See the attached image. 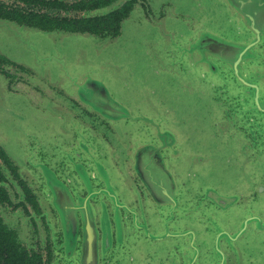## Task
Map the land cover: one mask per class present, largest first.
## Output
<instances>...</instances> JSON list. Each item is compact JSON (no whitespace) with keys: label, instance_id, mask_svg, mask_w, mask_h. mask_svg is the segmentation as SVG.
Listing matches in <instances>:
<instances>
[{"label":"flooded vegetation","instance_id":"flooded-vegetation-1","mask_svg":"<svg viewBox=\"0 0 264 264\" xmlns=\"http://www.w3.org/2000/svg\"><path fill=\"white\" fill-rule=\"evenodd\" d=\"M211 4L217 12L211 32L232 43H255L256 32L241 35L235 29L226 4ZM166 11L147 0H0V42L16 26L112 43L132 18L134 40L141 44L136 28ZM260 35L248 48L257 64L251 65L253 75L243 76L245 101L239 92L232 96L237 101L226 93L240 85L223 71L217 72L222 79L212 76L196 87L193 103L177 108L125 103L110 86L113 101L102 103L99 86H88L108 116L122 114L116 99L131 119L102 116L57 90L75 92V87L50 85L52 100L44 101L50 115L42 124L49 133L42 139L29 134L21 144L33 154L40 151L53 173L50 190L44 194L38 188L40 202L25 163L9 152L11 142L33 126V119L31 125L25 121V115L35 114L31 106L39 108L29 101L35 97L31 89L42 90L25 85V73L33 72L0 51V82L10 95L3 100L6 109L0 107V264H9V252L19 264H264V30ZM162 47L163 42L157 46ZM157 54H143L145 64L167 72ZM155 89L152 95L162 99ZM201 113L207 114L206 123L194 127L192 119ZM224 153L229 158L217 159ZM207 162L214 173L202 171Z\"/></svg>","mask_w":264,"mask_h":264},{"label":"water","instance_id":"water-1","mask_svg":"<svg viewBox=\"0 0 264 264\" xmlns=\"http://www.w3.org/2000/svg\"><path fill=\"white\" fill-rule=\"evenodd\" d=\"M190 1L191 3L188 4L184 1L176 2L175 0H148L152 8H157V10L167 8V14L163 18H159L158 15H156L152 18V24L147 23L143 25L141 29H139V27L136 28L138 36H142L141 44L138 41H133L127 30L126 33L124 32L123 36L119 39H115L112 43L106 42L105 44H98L89 42L88 45L91 47L90 50L82 48L81 50L83 51L78 52V49L73 55L69 53L63 58L53 55L50 59L51 62L55 63L57 68H62V70L55 71L54 68H46L45 66L36 70L30 66H26L25 68L31 70L33 74L29 72L25 73V85L39 86L42 92L31 89L35 97L31 98L29 101L34 100L38 102L39 108L37 109V114L29 115V118L25 115V121H28L31 125L32 119L34 120L36 117H39V122L42 127V124L48 121L47 118H49L50 115L49 107L44 101L52 100L51 93L53 91L49 90V85L53 84H55L57 88H65L69 85L75 87V92L57 90L72 96L82 105L87 103L90 110L97 111L102 116L131 119V117H129L130 110L120 103L118 98L119 101L116 99L114 100L117 105H120L118 109L122 114L119 116L110 114V116H108L107 112L103 111V108L98 106L97 99L93 97V94L96 93L87 92L88 86H99L97 95L102 103L103 100L113 101V97L106 89V86H109L111 83L120 87L129 85L132 75L136 70L134 68H129L128 64L136 60L134 56L140 54V57H143L145 53L153 55L155 51H158V63L162 64L166 62L167 66H169V70L165 72L160 69V65L153 66L150 62H146L147 68L137 69V72L144 74L148 82L155 86V93L157 95H163L162 99L155 98L154 95H152L153 92L145 88L139 92L140 96L136 98L137 102L148 106H155L158 104L172 106L177 105V103L183 105L193 103V96L198 95V91H195L196 87L204 83H209L212 76L217 79H222L218 76V71L219 73L223 71L221 75L228 76L233 74L237 78L240 85L237 86L238 90L233 89V85L226 93L235 100L232 96L237 95V92H239L240 95L244 96L243 101H245L246 91L242 88V82H245L243 76L245 73L250 76L253 75V72H251V65L257 64V59L251 55L252 52L248 48L253 44L259 43L258 41L262 39L260 33L264 30V0H219L222 1L223 4H226L229 16H231L233 22L237 25H235V29H237L241 35V32L244 30L256 32L258 39H256L255 43L249 40V44H246V46L245 44L232 43L226 39L219 38V36H216L215 33L210 31L209 27H201L200 21H198V19L196 20V6H200V0ZM201 1L203 10H207V3L209 0ZM213 1L215 4V0ZM184 3H186L187 6H183ZM213 8H215L214 5ZM153 24L154 27L152 26ZM155 24L157 27H155ZM251 36H253V34H251ZM162 42L163 47L161 49L157 48ZM124 44H127V46ZM139 45H142V50H140ZM120 46L126 49L130 46L133 50L129 49L127 51L124 49L121 51ZM246 51H249L248 57ZM161 54L164 58H160ZM131 57L132 59L130 60ZM67 58L72 59L66 60ZM81 58H83V60H81ZM142 60V62L145 63L144 57ZM68 62L71 64H68ZM259 68L261 69V66ZM226 79L227 77H224L223 83L220 84L223 87L224 83H226ZM114 80H116L118 84ZM164 80L167 83H162ZM178 84L183 88L178 89L179 87H176ZM168 85L173 86L174 90L169 89ZM159 87H163L162 90L168 89L161 93L162 91ZM217 87L221 88V86ZM24 93L27 94L26 91H24ZM82 95H86L87 100H85ZM249 99L251 98L249 97ZM208 100L209 99L205 97V101ZM254 100L256 102L258 100L257 92H254ZM44 107L48 108V113L44 116L46 119H43L41 115ZM30 108L33 109V106ZM237 109L241 111V107H237ZM205 117H207V114L201 113L197 114L195 119L200 123H206ZM69 118L70 117H68L67 120H69ZM230 125L231 124H227L224 127L229 128ZM33 133V131H30V134ZM45 133H49V130H45ZM34 136L37 138V135H33L32 138H29L35 139ZM32 152L34 151L32 150ZM32 152L26 151L25 153H27V155L21 158V161L25 163L23 170L28 175L31 186L40 202L42 196L38 188L41 185V190L44 194L49 191V185L52 184L53 180V173L43 164L42 160L47 161L46 157L42 156L40 151L39 155L36 152L34 154ZM225 157L229 158L228 153L218 154L217 159ZM11 159L14 158L11 157ZM217 163H219V160Z\"/></svg>","mask_w":264,"mask_h":264},{"label":"rangeland","instance_id":"rangeland-1","mask_svg":"<svg viewBox=\"0 0 264 264\" xmlns=\"http://www.w3.org/2000/svg\"><path fill=\"white\" fill-rule=\"evenodd\" d=\"M148 1V0H147ZM160 1V0H159ZM176 2H186L188 4L191 3L190 0H175ZM184 3L183 6H187V4ZM157 9V8H155ZM198 14L196 15V20L199 17H202V20L200 21L201 27H206V28H212V20L216 16V11L212 10L213 5L211 4V0L207 3V12L206 10H201L199 9V6H196ZM190 14V13H189ZM133 16V14H132ZM210 19V21H209ZM131 19H128L126 21L127 27L124 26V32L127 31L130 34V37L134 40V34L135 32L131 29L130 27V21ZM145 29V28H143ZM6 35V34H4ZM89 42H94L96 41L94 39H91L88 36H81V35H76V34H61L58 32H44L41 30H36V29H30V28H24V27H10L8 29V33L4 39L1 40L0 42V51L11 58L13 61L21 64L23 67L30 66L36 70H39L43 66L46 68L52 67L56 71L62 70V68H57L56 64L51 62V57L53 55L57 57H64L66 54H71L73 55L76 53L74 48L79 45V51L81 52L82 48L84 49H91V47L88 45ZM129 43V42H127ZM127 46V44H124ZM124 47L120 46V50L123 51ZM129 49H132V47L128 46L127 51ZM139 53V52H138ZM49 58V59H47ZM136 60L133 61V63H129L128 67L129 68H134L136 71L132 75V79L129 85L120 87L116 84L111 83L109 86L111 87V92L117 96L118 99L125 103H135L136 98L139 97V92L145 88L148 89H155V86L150 84L148 82V79L144 76V74L137 72V69H144L147 68V65L142 62V57L139 56H134ZM72 59V58H67ZM132 57L130 58V60ZM83 60V58H81ZM129 60V61H130ZM51 62V63H50ZM68 64H71L68 62ZM164 83V81H162ZM2 83L0 82V86ZM50 86V85H49ZM117 86V87H116ZM2 87V86H1ZM7 96H10L7 94L6 91H4L3 87L2 90L0 89V107L1 109H6L2 104H7V101H3ZM186 104H178L177 105H172V108H177V107H185ZM130 107V106H129ZM33 111L35 114H37V107L33 106ZM181 117L182 115L179 114ZM1 117V115H0ZM192 123L194 124V127L198 126L199 121H193ZM62 121V120H60ZM57 120L56 122H60ZM63 122V121H62ZM30 130L33 131L37 137L42 139L43 137H46L45 129L44 127L41 126L39 122V117H36L34 119L33 126H29L27 129H25L24 134L20 133L19 136H17V139L12 141L10 144V155L12 158H14L15 161L18 162V164H21V158H24V156L27 155L25 151L28 149L26 147L21 146L22 143H26L27 140H29V134ZM203 134L201 135V137ZM197 137H200V134H197ZM213 151L210 154L216 153ZM207 154V159L209 161L210 157L212 155ZM205 165L207 166H202V171L208 172V173H214V170H212L211 164L207 162ZM23 168V166H22ZM233 175H234V168H233Z\"/></svg>","mask_w":264,"mask_h":264},{"label":"trees","instance_id":"trees-1","mask_svg":"<svg viewBox=\"0 0 264 264\" xmlns=\"http://www.w3.org/2000/svg\"><path fill=\"white\" fill-rule=\"evenodd\" d=\"M0 240H1V237H0ZM0 247H1V243H0ZM12 249H15V248H12ZM0 252H1V248H0ZM9 264H19L16 253L9 252Z\"/></svg>","mask_w":264,"mask_h":264}]
</instances>
